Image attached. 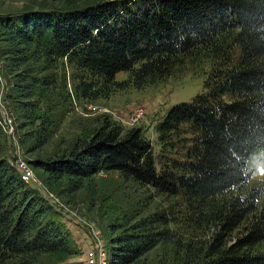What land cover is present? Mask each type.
Listing matches in <instances>:
<instances>
[{"label":"trees","instance_id":"16d2710c","mask_svg":"<svg viewBox=\"0 0 264 264\" xmlns=\"http://www.w3.org/2000/svg\"><path fill=\"white\" fill-rule=\"evenodd\" d=\"M1 35L16 65L49 71L33 76L25 66L14 74L15 91L25 100L20 107L25 125L36 123L28 134L34 148L51 133L46 91L56 89L50 72L59 63L72 69L65 99L92 100L122 84L114 80L117 72H127V81L141 87L159 81L194 50L221 54L223 62L207 77L205 90L171 105L154 126L163 147L185 126L189 136L182 160L156 168L151 145L138 128L122 131L105 118L64 154L39 165L56 179L66 178L71 190L96 173L116 171L157 193L183 197L188 219L213 229L204 251L190 253L188 264H264V247L257 248L264 241V208L240 205L222 193L229 151L264 146V0H98L0 17ZM44 201L14 166L0 160V264L74 255L68 231L46 215ZM168 223L162 213L138 218L112 238L106 264H132L166 237Z\"/></svg>","mask_w":264,"mask_h":264},{"label":"rangeland","instance_id":"374dc122","mask_svg":"<svg viewBox=\"0 0 264 264\" xmlns=\"http://www.w3.org/2000/svg\"><path fill=\"white\" fill-rule=\"evenodd\" d=\"M94 1L98 0H0V17L38 9L60 10L65 6H82ZM140 1L127 0L129 3ZM5 38L0 36V160L11 166L16 158L26 162L35 180L25 182L26 185L45 200L44 204L49 208L46 215L68 231L74 250L72 256L60 253L40 255L34 264L81 261L84 244L91 239L88 225L93 227L107 252L112 247V238L127 231L138 218L151 213H162L169 220L166 237L132 264H188L190 253H202L212 238L213 229L202 220H194L193 216L188 219L183 197L157 193L149 186L121 177L116 171L96 173L83 181L81 187L71 190V182L66 178L52 177L39 164L64 154L74 141L88 136L105 118L122 131L138 128L151 145L156 168L164 162L182 160L189 136L185 126L177 129L172 136V145L166 147L157 141L154 126L171 105L190 101L205 90L207 77L223 62L221 54L212 55L205 49L194 50L179 58L159 81L141 87H134L127 81V72H117L114 80L122 84L107 97L92 100L71 95L65 99L64 90L70 89L72 69L66 63H59L50 72L54 74L56 89L46 91L50 99L46 107L52 121L51 133L43 145L34 148L28 134L36 123L25 125L28 121L20 110L25 100L15 91L14 74L25 66H31L33 76H43L49 71L37 72L30 64L16 65ZM136 107L142 108L143 114L137 122L131 123L129 116ZM242 226L235 229L226 244L233 241V235H237ZM263 247L264 241L257 246Z\"/></svg>","mask_w":264,"mask_h":264},{"label":"clouds","instance_id":"9594fccd","mask_svg":"<svg viewBox=\"0 0 264 264\" xmlns=\"http://www.w3.org/2000/svg\"><path fill=\"white\" fill-rule=\"evenodd\" d=\"M222 170L229 178L222 189L225 198L246 207L264 208V146L247 153L229 151Z\"/></svg>","mask_w":264,"mask_h":264},{"label":"built area","instance_id":"2783aa9c","mask_svg":"<svg viewBox=\"0 0 264 264\" xmlns=\"http://www.w3.org/2000/svg\"><path fill=\"white\" fill-rule=\"evenodd\" d=\"M142 108L136 107L129 116L131 123L137 122L142 116ZM14 168L19 175V178L24 182H34L32 171L27 166L23 159L16 158L14 160ZM48 197H52L51 194H46ZM90 233L91 239L88 243L84 244L82 264H106L107 263V252L104 244L97 237L91 225L87 226Z\"/></svg>","mask_w":264,"mask_h":264}]
</instances>
